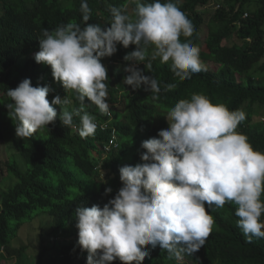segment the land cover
Returning a JSON list of instances; mask_svg holds the SVG:
<instances>
[{"label":"clouds","instance_id":"9594fccd","mask_svg":"<svg viewBox=\"0 0 264 264\" xmlns=\"http://www.w3.org/2000/svg\"><path fill=\"white\" fill-rule=\"evenodd\" d=\"M131 2L135 4L134 19L121 7L112 6L110 27L104 28L86 23L91 10L86 0H82L83 27L70 22L53 32L43 29L37 39L39 50L29 57L41 64L40 69L54 82L75 93L79 107L71 112L61 110L59 120L62 126L73 127V117H79L81 138L94 135L97 128L86 109L94 105L102 114L109 113L107 69L101 60L115 54L118 44L123 48L135 46L134 51L123 57L129 62L124 68L128 73L124 84L133 90L143 85L154 99L161 91L160 86L152 76L143 74L139 63L151 69L152 61H171L170 70L179 81L205 71V66L211 72L224 69V61L201 62L199 48L191 41L181 42V35L192 36L194 26L173 0ZM220 9V0H206L196 6V12L202 14L206 23L203 24L206 32L211 17ZM247 17L248 13H244L235 24L240 27ZM238 43L232 37L224 40L222 46ZM205 54L209 55V50ZM175 87L168 84L165 91ZM51 90L48 85L33 87L28 78L7 90L11 102L3 104L9 118L16 121L17 138H30L37 130L54 123L57 111L53 105L61 106L68 101L56 95L50 103L46 97ZM193 92L190 99L179 100L167 112L166 129L141 142L142 163L119 168L121 187L113 198L102 208L95 204L75 208L78 233L67 242L77 243L80 251L87 253L86 264H111L114 260L141 264L150 254L146 246L153 249L159 246L167 250L169 258L183 264L184 256L192 257L205 245L212 231L214 219L205 205L208 209L213 205L223 208L226 202H233L239 218L236 223L246 242L251 243L253 237L264 238V222L260 220L264 214V202L260 199L264 193V153L254 151L247 137L239 133L238 127L247 122L246 112L231 108L226 96L224 101H215L203 81ZM254 110L249 123L264 124V120L253 122L263 108ZM102 129L111 131L103 146L108 155L117 149L118 137L116 130L107 124ZM111 191L106 187L104 195ZM49 227L48 233L54 238L51 241L63 243L52 231V220Z\"/></svg>","mask_w":264,"mask_h":264},{"label":"trees","instance_id":"16d2710c","mask_svg":"<svg viewBox=\"0 0 264 264\" xmlns=\"http://www.w3.org/2000/svg\"><path fill=\"white\" fill-rule=\"evenodd\" d=\"M178 1L173 0L194 26L192 36L181 35V42L191 41L197 46L203 58L201 62L224 61V69L211 72L205 66V71L179 81L170 70L171 61L161 63L157 59L151 62V69L139 63L143 74L152 76L160 86L161 91L154 99L153 93L146 91L143 85L133 90L124 84V77L128 75L124 68L129 62L123 57L134 51L135 46L123 48L118 44L115 54L101 60L107 69L109 113L102 114L94 105L86 109L94 117L97 128L94 135L81 138L79 117H73V127L62 126L59 120L61 110L71 112L79 107L75 93L54 82L40 69L42 65L29 57L39 50L37 39L43 29L53 32L70 22L83 27L82 0H0V144L7 141L15 148L5 165L0 164V181H5L1 186H5L8 179L14 182L0 190V264L9 259H13L14 264L30 263V257L25 254L27 246L14 249L12 244L22 226L45 213L52 220L54 234L66 242L55 243L51 241L52 233L41 232L34 264H86L87 253L81 252L77 243L67 242L78 233L75 208L94 204L102 208L113 198L121 187L119 168L142 163L141 142L166 129L167 112L179 100L190 99L193 89L202 81L215 101H224L226 96L231 108H242L246 112L247 122L238 127L239 133L247 137L254 151L264 153V124L249 123L252 113L255 114L254 107L264 108V62L257 68L264 59V0H220L221 9L211 17L204 38L201 27L206 23L195 9L206 0H183L182 4ZM86 2L91 10L87 24L110 27L112 6L121 7L125 14L135 18V4L131 0ZM244 13H248V17L238 27L235 22L240 21ZM232 37L239 43L222 46L224 40ZM204 47L209 50L207 56L201 50ZM148 51L150 54L151 47ZM256 72L259 76L254 75ZM25 78L30 79L33 87L48 85L52 89L46 97L50 103L56 95L68 103L53 105L57 111L54 123L37 130L30 138L21 139L15 136L16 121L9 118L3 103L11 102L7 90L14 89ZM168 84L176 87L165 91ZM106 124L116 130L118 137L117 149L108 155L103 151L111 133L110 129H102ZM106 187L112 191L104 195ZM260 199L264 202V193ZM236 208L233 202H226L223 208L213 205L208 209L205 205L214 219L212 231L205 245L192 257L184 256L183 264H264V238L253 237L251 243L246 242L236 223L239 219L235 215ZM260 220L264 222V214ZM146 247L150 254L141 264H180L175 258H169L167 250L159 246ZM111 264L121 262L114 260Z\"/></svg>","mask_w":264,"mask_h":264},{"label":"rangeland","instance_id":"374dc122","mask_svg":"<svg viewBox=\"0 0 264 264\" xmlns=\"http://www.w3.org/2000/svg\"><path fill=\"white\" fill-rule=\"evenodd\" d=\"M201 34H202V38H204L205 35H207L206 28L204 26L201 27ZM201 50L205 54L206 49L201 48ZM262 62H264V59L263 61H261L259 65H261ZM259 65H257V68ZM207 66H209V64H207ZM210 67L216 68L214 66H210ZM254 75L259 76V73L256 72ZM263 120H264V108L263 110H258V114L255 115V117L253 118V122H260ZM14 149L15 148H13L11 144L7 143V141L0 144V164L5 165V163L9 159V155L15 151ZM1 178L2 176L0 175V180ZM6 182L7 184L5 186H1L5 184V181L4 180L2 182L0 181V190L7 189L8 187L14 184L13 180L11 181V179L6 180ZM49 222H51V218L48 215H46V213L44 215H41L40 217H38V219H36V221H33L30 224H25L24 226H22L20 228L17 239L13 241L12 245L14 249L27 246L25 254L27 257L28 256L30 257L28 258L30 261L29 264H34L35 262L34 257H36L35 255L40 249L41 232L48 233L50 231ZM2 264H14V260L9 259L7 261L2 262Z\"/></svg>","mask_w":264,"mask_h":264}]
</instances>
